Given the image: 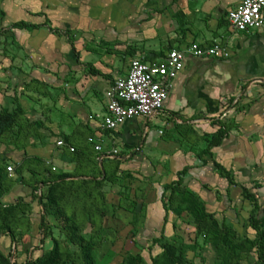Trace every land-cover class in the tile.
Returning <instances> with one entry per match:
<instances>
[{
    "label": "rangeland",
    "instance_id": "1",
    "mask_svg": "<svg viewBox=\"0 0 264 264\" xmlns=\"http://www.w3.org/2000/svg\"><path fill=\"white\" fill-rule=\"evenodd\" d=\"M175 1L0 0V264H28L53 250L58 264H177L174 257L181 264H262L254 227L264 233V130L249 139L241 198L215 201L205 186L194 216L172 208L170 191L162 199L166 217L155 215L159 184L171 175L166 163L152 173L144 157L128 163L142 144H116L117 157L98 165L84 144L88 134H79L75 153L53 162L56 171L41 155L31 166L9 157L67 139L62 130L75 108L67 109V100L87 104L100 94L81 91L78 83L141 54L163 55L180 41L149 33L172 17L166 11ZM221 25L234 32L225 17ZM67 161L77 164L73 174L89 180L58 181Z\"/></svg>",
    "mask_w": 264,
    "mask_h": 264
},
{
    "label": "crops",
    "instance_id": "2",
    "mask_svg": "<svg viewBox=\"0 0 264 264\" xmlns=\"http://www.w3.org/2000/svg\"><path fill=\"white\" fill-rule=\"evenodd\" d=\"M241 1L177 0L166 11L167 16L175 20L172 17L164 19L163 23L153 25L155 28L152 26L153 29L149 30V33L158 30L180 37L181 40L170 49L181 50L191 43L203 48L219 44L229 54L223 59L187 57L158 115L150 119L135 118L113 131L100 130L98 121L93 118L94 114L104 112L107 102L105 93L115 80L127 74L130 58L120 66L108 68V72L100 70V74L78 83L81 91L94 89L100 94L87 104L67 100V109L75 107L72 116L67 114V130H62L67 135V139H63L67 147L57 148L55 140L59 138L56 137L51 147L40 149L32 146L11 152L9 157L31 166L35 160L33 156L41 155L47 159L49 167H55L53 162L60 160L57 158L63 154L69 157L71 152L68 148L75 150V139L79 134L86 133L84 144L91 148L92 156L97 155L99 162L117 157L118 145L132 149L142 144L141 150L136 148L138 153L131 152L133 156L128 160L129 164L135 166L136 161L144 157V168L150 169V172L158 171L164 163L168 165L171 176L170 179L162 178L159 184L155 215L166 216L162 195L170 191H165V187L174 184L178 180V172L182 170L186 173L181 178V186L198 199H204L202 189L205 186L212 187L215 201L223 197L241 198V188L247 183L245 171L249 139L264 130V35L235 31L226 34L221 27L222 18L226 19ZM186 28L189 29L187 32ZM182 31H185V38L178 36ZM168 51L163 55L151 52L148 60H161ZM92 61L91 56L83 63ZM74 95L78 96L76 92ZM80 120L85 123H79ZM57 125L52 128L54 133L59 130ZM220 128L226 131V136L219 146L207 150L211 138ZM88 138L94 142L89 143ZM107 143L115 149L116 156L106 158L94 151V145L101 146L104 152L112 151L104 149L103 144ZM157 159L162 160L160 166ZM76 169V162L67 161L63 166L65 173L71 174ZM222 170L232 171L234 179L224 176ZM227 200L231 201L230 198ZM163 227L164 223L161 224V231Z\"/></svg>",
    "mask_w": 264,
    "mask_h": 264
},
{
    "label": "built area",
    "instance_id": "3",
    "mask_svg": "<svg viewBox=\"0 0 264 264\" xmlns=\"http://www.w3.org/2000/svg\"><path fill=\"white\" fill-rule=\"evenodd\" d=\"M230 28L239 33L257 32L264 35V0H242L227 14ZM228 52L219 44L203 48L191 43L184 49H170L166 56L158 61H150L144 56H135L129 62L128 72L113 82L105 93L106 106L101 114H96L98 128L113 131L135 118L150 119L158 115L173 86V81L182 71L187 57L223 59ZM89 143L93 139L89 138ZM57 148L67 147L63 139H56ZM74 152V148L69 147ZM94 151L108 158L115 150L104 152L99 145ZM102 158V157H101ZM8 172L12 167L8 166ZM55 171V167H51Z\"/></svg>",
    "mask_w": 264,
    "mask_h": 264
},
{
    "label": "trees",
    "instance_id": "4",
    "mask_svg": "<svg viewBox=\"0 0 264 264\" xmlns=\"http://www.w3.org/2000/svg\"><path fill=\"white\" fill-rule=\"evenodd\" d=\"M17 25L21 26L23 24L17 23ZM225 136H226V131L220 128L216 132V134L213 135V137L211 138L207 150L211 149L212 147L219 146L222 139ZM72 153H75V151ZM94 160H95V163L98 165L99 163H101L102 165L104 163V161H101V162L98 161L97 155L94 156ZM185 173H186V170H182L181 172H178L177 174L178 180L174 184L166 186L165 191L170 190L171 195H173L171 199L172 208H174L178 213H181V212L183 213L187 211L189 214L194 216L196 213V206L199 205V200L195 196L188 193L187 191L184 192L182 190L183 188L181 187V178L182 176L185 175ZM78 177H81V179L75 180V178H78ZM56 179L58 181H66V180L74 181L75 180V181H82V182L89 180L88 177L85 175H76L73 173L60 174ZM163 196L164 194L162 195V199H163ZM163 206H164V210L167 212L168 208H166L165 204H163ZM254 229L257 231V235H258L257 248L259 251V258L261 259L262 264H264V233L260 232L259 227L257 226H255ZM56 253H57L56 250H53V252L49 253L48 255H45L43 258H38L34 262H28V264H58V260H56L54 257ZM173 262L177 264H181L179 261V258L177 257H174L173 259H171V263ZM87 264H94V262L90 260L88 261Z\"/></svg>",
    "mask_w": 264,
    "mask_h": 264
}]
</instances>
